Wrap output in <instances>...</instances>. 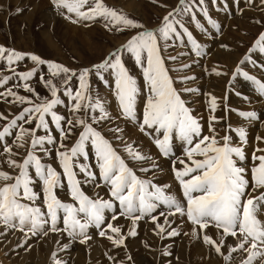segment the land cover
Here are the masks:
<instances>
[{
	"label": "snow or ice",
	"instance_id": "1",
	"mask_svg": "<svg viewBox=\"0 0 264 264\" xmlns=\"http://www.w3.org/2000/svg\"><path fill=\"white\" fill-rule=\"evenodd\" d=\"M179 2L181 8L168 12L162 17V24L150 29L121 10L106 5L105 0H52L57 10L65 9L68 14H74L73 23L101 21L109 31L133 32L122 46L102 62L80 70L0 45V62L12 74L0 73V85L16 77L23 82L20 86L30 94L18 95L11 88L6 93H0V97L11 96L13 103L28 105L0 130V141L11 137L18 148L25 149L24 158L17 161L13 158L16 153L12 147L2 145L8 154L7 164L16 172L12 174L0 170V225L23 233L24 243L31 236L43 237L48 236L49 232H62L71 241L86 244L91 239L88 229L95 227L100 229V236H106L114 245L122 246L127 236L137 234V222L145 216L151 217L154 223L159 215L165 216L163 224L156 223L157 235H161L166 231L165 225L171 227L167 217L179 214L191 222L193 235L202 238L225 261L237 264L233 254L241 253L243 258L238 264H264V148H256L251 155V167L246 166L243 163L248 159L245 153L246 127L232 128L226 124L225 134L220 136L214 125L224 118L214 114L219 103L218 98L212 95L208 103L210 134H203L199 118L192 114L181 92L175 87L170 70L166 67V59L175 61L178 57L162 56L161 41L165 49L175 47L174 39L183 44L186 35L191 43L188 54L201 57L204 54L203 46L185 26L183 19L176 17L188 15L190 20L196 21L197 27L206 31L193 8L208 16L205 0H193L191 6L186 0ZM68 18L71 19V15ZM208 18L216 27V22L210 16ZM178 29H182V32ZM257 50L264 53V32L259 34L250 52ZM125 54L133 59L145 82L143 107L139 115L137 102L141 88L126 67ZM26 57L35 66L18 72L14 65L18 66ZM246 62L264 71V64L256 65V61L250 60L248 55L239 63ZM41 66H46V74ZM216 74L222 73L217 71ZM237 75L252 82L259 96L264 98V81L242 71L239 66L235 68L232 79L235 80ZM37 76L50 96H41L30 85L29 81ZM93 77L112 88L121 115L136 123L141 133L150 136L163 157L173 156L174 135L183 142L184 158L177 161L181 167L176 168L173 164L174 177L181 186L183 200L169 193L170 186L142 178L137 170L129 166L128 161L131 160L140 164L139 172H153L158 165L151 155L124 143L125 158L112 141L94 127L102 122H111L112 118L105 102L95 92ZM189 79L194 78L186 76L182 82ZM183 91L196 92L197 89L185 88ZM61 106L67 109L69 117L58 114L57 109ZM229 111H237L238 116L249 123L254 120L264 122V113ZM0 119L7 121L8 118L0 115ZM54 130L58 132L59 139L53 134ZM109 131L118 133L123 130L117 126ZM73 132L77 133V138L69 146L65 141ZM234 136L238 138L236 143L233 142ZM116 139L123 141V136ZM256 139L264 141V137L257 136ZM49 146H55L56 159L62 172L51 163L43 162L38 154L51 158L53 147ZM257 152L260 154L257 155ZM93 154L94 163H90ZM98 179L107 189L109 199L98 194L91 197L83 190L84 184L101 186ZM37 186L40 191L36 190ZM65 188L71 202L62 201L57 195L58 190ZM37 201L40 203L37 204ZM117 202L119 215L132 222L126 235L120 226L106 223V210L114 212L110 221L119 218L115 214ZM161 205L166 206L168 211L161 210L159 215H153ZM210 225L218 230L219 240L202 234ZM179 234L176 229L168 231L169 236ZM228 237L235 238L234 246L226 245ZM67 246L64 244L63 248ZM53 261L54 264H67L57 259L56 253H53Z\"/></svg>",
	"mask_w": 264,
	"mask_h": 264
},
{
	"label": "rangeland",
	"instance_id": "2",
	"mask_svg": "<svg viewBox=\"0 0 264 264\" xmlns=\"http://www.w3.org/2000/svg\"><path fill=\"white\" fill-rule=\"evenodd\" d=\"M125 1L127 0H105V3L108 6L121 10L123 13L127 14L130 18H134L135 20H137L140 23H143L146 27L150 29H154L157 25L162 24V17L167 15L168 12L174 11L175 9L182 7L179 0H135V1L128 0V1H134L135 3L137 2L136 3V8L138 9V14H137L134 13L133 11H129L126 9L128 3L125 4ZM218 1L219 0H216V2L213 3L212 0L210 1L205 0L204 7H207L208 11H210L216 7ZM242 1L243 2L240 3L241 5L233 6L239 3H237L236 0H231L230 2L229 0H227L226 4L228 6H222L223 4H220L219 8L216 11L210 13L213 15L211 16L212 20H214L215 22L218 20L216 22L215 32L213 31L216 36L215 40L217 39L218 42H220V40L225 38L223 37L224 36L223 34H226V31L224 32V29L226 28V26L228 27L230 26L229 28H227V30L229 29L227 35H230L231 39L235 36L232 41L234 49L231 52V57L235 58L236 59L235 61L237 62H235L233 59V61L229 63L225 59L224 60L225 62L223 61L221 65L217 64L216 60L214 62V58L218 54L217 52L221 50L220 49L214 50L212 48L210 54L213 56L210 55L209 58L199 57L201 60L196 61L194 67L185 68L184 65L186 64L189 65L195 59L194 53L190 55L188 54L191 44L188 42H185V44L184 43L180 44V41L175 39L173 41L175 47H168L165 49L163 48V41H161V44H162V56H164L165 58L169 56L178 57V59L175 61L166 59V67H168L170 70L169 74L173 77L175 87L177 88L178 91L184 94L185 96L184 99L187 103V106L192 110V114L198 117L200 123L203 125V134L206 135L210 134L208 131V127L211 121L209 120L210 111L208 108V103L212 95L216 96L218 98V103L222 104V105L219 104L217 111L219 110V113L221 114L218 118L223 117L224 119L219 120V122L222 124H220L219 126H215L216 129L218 128L221 129V131L219 130L217 131L220 136H223L225 134L226 124H230L232 128L238 126L246 127V129L248 130L247 132L249 137V138L247 137V145L245 146V153L246 156L248 157L247 159L248 161L246 163L248 164L246 163L244 164L250 168L252 164L251 155L253 151L256 148H264V144L262 143V141H258L256 139L257 136L264 137L262 135L264 122H262L261 120H254L249 123L248 121L239 117L237 111H229V109L237 110L236 107L240 106L242 109L244 108L245 111H248V108L243 107L242 105H238L236 103L239 102L243 97V94L240 92L243 85H244V89H246L245 93L247 94L245 95V101L242 104L249 106L250 109L257 108L260 102L264 104V98H261L259 96V93L256 90V88L249 85L248 80L241 78L242 75H238L239 79H237V77L235 80L232 79L235 68L239 66L242 69V71H247L249 72V74L254 75L259 79L262 78L261 79L262 81L264 80V71H262L258 66H254L251 62H246L244 64L239 63L246 55H248L250 57V60L256 61V65L264 64V53H260L258 50L255 52H250V49L254 47V42L258 38L259 34L264 32V0H242ZM187 3L191 6L193 4V1H189ZM193 10L196 12L197 19L199 20L200 16H203L202 15L203 13L200 12L195 7L193 8ZM61 13L64 14L62 15ZM216 13L219 14L217 15ZM210 14H208V16H210ZM69 15H71L72 17L71 19L68 18ZM45 16H48V18H45ZM208 16H203L202 17L203 21L208 22L207 19H205V17ZM227 16H230L231 19H228ZM59 18L62 19L65 23H68L69 27H77V28L81 27V29H83V31L80 29L82 34L80 35L78 34L79 32H75L73 33V35L70 36V39H67V36L66 35L64 36L63 33H61V31L59 30L60 29L58 25ZM181 18L183 19V23L185 24L186 27L189 28V30H191V27L196 23L195 20H190L188 15H183L182 17L180 16L176 17V19H181ZM72 19H75L74 14H68L65 9L57 10L56 7L53 5L52 0H0V45H3L9 49H13L26 54L37 55L46 61L60 63L70 69L80 70L83 69L84 67H91L96 63L102 62L105 58L109 56L110 53L115 51L118 47L122 46L126 42V40L130 38V36L133 34L131 30L118 32L115 29H113L109 31L107 28L104 27L101 21H96V22L80 21L81 23L79 22L73 23ZM232 23L234 24V26ZM221 24L223 27L222 34L221 36L217 37L218 30ZM68 26L65 25V28L67 29ZM197 28L198 27L195 26V29ZM178 30L182 32V29H178ZM82 35L84 38L82 37ZM207 38L209 39L211 37H207ZM48 40L51 41V43H53L52 44L54 45L53 47L49 45ZM186 45L189 46L187 47ZM231 57H229V59H231ZM203 58H208V62L203 61L202 60ZM124 60L126 67H128L130 71V74H132L137 79L139 87L142 88V84L144 85L145 82L143 80L140 69L138 68V66L134 64L133 59L130 58L128 54H125ZM14 66L17 68V71L19 72V71L30 70L35 65L29 58L26 57L24 61L19 62L18 66L17 65ZM41 67L43 68L44 73L46 74L47 73L46 66H41ZM199 68H203L205 73L203 74V72H201ZM217 71L221 72L222 74L217 75L216 74ZM223 72L226 74H224ZM0 73H2L3 75H12L11 72L8 71L7 67L4 66L3 62H0ZM224 75H226V80H223L220 77ZM186 76L194 79H189L186 82H182L183 78ZM93 82L92 84L95 89V92L98 93L99 98H101L102 101L105 102V100L107 99L106 98L107 93L105 92L106 86L95 77H93ZM22 83H23L22 81H19L16 77H13L11 80L7 82V84L0 85V93H6L7 89L11 88L18 95L30 96V94L27 93L23 89V87L20 86L22 85ZM29 83L32 87L35 88L36 93H39L41 96H50V93L47 92L42 82L39 80V76L29 81ZM73 83H75V81H73ZM237 86H239V90ZM185 88H193V89H197V91L184 92L183 89ZM230 88L233 92L236 93V95L237 93H240V95L235 96L234 94H229ZM220 93L223 94L219 97L218 95ZM231 97L234 100H232ZM225 99L228 100L226 101V103H224ZM12 100L13 98L11 96L5 95L3 97H0V115L8 118L7 121L0 119V130H2L3 126H6V123L8 121L13 119L16 115H18L23 107L28 106V105H19L13 103ZM65 102L67 103L66 98H65ZM255 102L256 103L259 102V103L256 104ZM241 108L239 110H242ZM117 110L120 111V108H117ZM57 111L58 114H63L66 117L70 116L67 109L64 108L63 106L59 107ZM261 113L264 112L261 111ZM110 115L112 118L111 122H102L101 125L99 126L94 125V127H97L98 130H101L103 134L106 136V138L110 139L113 145L117 147V150L120 152V154L125 158H127V153L124 152L123 150V144L129 143L135 147L137 143V139L125 140L127 138L123 135V133L121 132L113 133L109 131V129L116 128L117 126L122 130L124 128L123 125L120 123L121 119H119V117H116L113 112H110ZM135 126H137L136 123ZM25 127H29V126L25 125ZM52 127L54 129V125ZM53 134L56 135L57 138L59 139V135L57 131L54 130ZM117 136H123V141L116 139ZM145 137L146 139H151V141L153 142L150 136L145 134ZM76 138H77V133L73 132V134L69 137L67 141H65V143L71 146ZM177 139H178L177 136H175V138L173 137V145L179 144ZM237 140L238 138L234 136L233 142L236 143ZM141 141L142 140H140L139 142ZM5 144L8 147H12L13 152L16 153V155L13 158L16 159L17 161H20L22 160V158H24L25 149L18 148L14 138L11 137L6 138L4 141H0V170H5L8 171L9 173L15 174L16 170L9 167V165L6 162L8 154L4 151L2 146ZM178 146L181 147L180 144ZM49 147H53V155L51 158L44 156L42 153H38V154L42 156L43 162L51 163L53 167H56L58 171L62 172V169L59 167L58 161L56 159L55 146H49ZM141 151L147 154L146 150H141ZM158 154L159 156H152V155L151 156L156 161V163L158 161L164 162L166 160V157L163 158V156H161L162 154L159 153V151ZM175 154L176 153L173 152L174 156H176ZM256 154L259 155L260 153L257 152ZM180 155L176 156L173 159L170 158L169 162H167V165H164L160 168L158 167L154 169L153 172H149V173L139 172L138 169L140 167V164L138 162L131 160H129L128 162L130 167H133L134 170H137V174L140 175L142 178L150 179L154 183L159 185H168L170 186L169 190L171 192L173 186L175 185L174 184L175 182L172 181L169 175H171L174 181H176V179L174 178V171L172 166L173 164H175V167L177 168L181 167V165L177 162L178 159L183 158L182 154ZM89 162L94 163V154L92 155L91 160ZM158 175H161L163 179L158 178ZM97 182L101 185L100 187H97L95 185L93 186V184L82 185L85 193L91 197H96L97 194L101 192L99 194L100 197L104 199H109V194L107 192V189L103 186L102 181L98 179ZM36 190L40 191L38 186ZM181 193H182L181 186H177V191H176L177 196H179ZM57 195L62 201L71 202L67 188H65L64 190H58ZM177 196L175 197L178 200H183V196H179L181 199ZM39 203L40 202L37 201V204ZM110 212L113 211L106 210L105 213L106 221H110L111 216L114 214L113 212V214L111 215ZM115 214L119 215V209L115 210ZM177 216L178 214L175 216H169L167 217V219L169 218V221H171V227L176 223V226L173 229H176L180 233L179 235L169 236L168 231H170L171 227L169 228L168 225H167L168 227H166L165 233L161 235H157L158 229H156L155 224L156 223L162 224L163 220H165L164 218L165 216L160 215L158 221H156L155 223L151 221L152 219L150 218V223L154 224L155 228L153 229L151 228L152 230L150 229L149 234H141L138 229L139 225L137 222L135 231L138 233L135 236H127L124 245L122 246H116L113 244L112 241L107 239L106 236H100L98 234L100 229H96L95 227H90L88 229V235L91 237V239L86 244H81L78 241H71V240L67 241L68 237L66 236V233H62V232L61 233L49 232L48 236H43V237L39 236V238H37L36 240H35L36 236H31V233H29V236H31V238L27 240V243H24L25 236L19 230L8 229L5 226L0 225V264H54L53 253H59V255H56V258L62 261H66V259H69L72 263L86 264L87 259L86 256H84V254L87 255V252L81 253L85 261L78 262L77 258L79 255H76V257L66 256V254H64L61 251V249L63 248L62 244L64 243H66L67 245L77 244L84 246L85 249H89L93 245H95V243L97 244V242L100 248V249L98 248L97 250L100 254L94 258H91L90 259L91 261L89 260L88 262L89 264H113V262L115 263L116 260L117 261L115 264H124V262L126 261L128 262V264H136L137 261H140L142 259L145 260L148 258H150V262L147 263L145 262L144 264H176V263L181 264L180 262H182V264H186L187 262H193L194 260H197V258H201V256L202 259H204L206 257L205 255H208L207 249L205 248L207 247V244L203 242L202 238H198L197 236H194L193 233H190L189 230H187L188 227H186L187 224L185 223V221L181 217L176 218ZM146 217L147 216H145V218ZM179 221H183L185 225L183 224V222H181L179 224L180 226L179 227L177 225ZM139 222H146V220L141 219ZM112 223H114V225L116 226H120L122 228L123 234L126 235L127 230L125 226L122 227V225L132 222L127 217H123L122 215H119V218L113 221ZM183 228L186 229V232L185 229L183 231ZM213 229L216 230V228ZM142 235L146 240L142 238ZM147 240L150 241L148 242ZM179 240L182 241V244L178 243ZM197 241L199 242L200 245L197 244L194 246L193 243ZM133 242L134 245L131 247L130 245L133 244ZM104 245H108V247ZM203 246L205 251L202 250ZM156 247L159 250H157ZM110 248L113 250V252ZM186 252L188 253L186 254ZM211 252L215 254L214 250H212ZM193 253L195 254V256H193ZM212 253H210L209 257L211 256ZM113 254L114 256H117L118 254V256L114 257ZM123 256L126 258L130 256L131 259L130 260H128V258L124 259ZM207 259L209 258L207 257ZM118 260L121 262L119 263ZM182 260H186V261L188 260V261L183 262ZM229 263L226 261V264ZM198 264H203V263L202 262L200 263L199 261Z\"/></svg>",
	"mask_w": 264,
	"mask_h": 264
},
{
	"label": "bare ground",
	"instance_id": "3",
	"mask_svg": "<svg viewBox=\"0 0 264 264\" xmlns=\"http://www.w3.org/2000/svg\"><path fill=\"white\" fill-rule=\"evenodd\" d=\"M135 1V0H134ZM134 1H125V4L126 3H128V5H127V10H129V11H133L134 13H137L138 14V9L136 8V3L134 2ZM231 0H229V2H230ZM227 2V1H226ZM228 2V3H229ZM243 2V1H242ZM43 4V3H42ZM221 4H223V3H221ZM234 4V3H233ZM224 6H228L226 3H225V5ZM230 7V6H229ZM226 8V7H225ZM223 10V9H222ZM229 10H231V9H229ZM45 11V10H44ZM217 15L219 14V13H216ZM227 15V14H226ZM211 16H213L212 14H210V17ZM209 17V16H208ZM208 17H205V19H207V21L208 22H206V21H203V19H202V23L201 24H203L204 25V28H205V30L206 31H202L199 27L197 28V29H194L192 32H193V36H194V38H196L197 39V41H198V43H200L202 46H203V48L204 49H206V50H209V52H211V50H212V48L215 50V49H220L221 51H218L217 53V55L215 56V58H214V62H215V60H216V63L217 64H222L223 63V61L226 59L229 63L231 62V61H233V59H234V61L236 60L235 58H233V57H231V52L233 51V43H232V41H233V39H234V37L231 39L230 38V35H227L228 34V30H227V28H229L228 26H226V28L224 29V32L226 31V34H223L224 36L223 37H225V38H223L222 40H220V42H218L217 41V39L215 40V38H216V36H215V27L213 26V24L212 23H210L209 22V18ZM224 17V16H223ZM228 17V16H227ZM45 18H48V16H45ZM217 18V17H216ZM49 19H50V17H49ZM215 19V18H214ZM224 19V18H223ZM52 20V19H51ZM218 21V20H217ZM216 21V22H217ZM224 21H226V20H224ZM230 21V20H229ZM56 22V21H55ZM235 22V21H234ZM79 23H81V22H79ZM219 23V22H218ZM221 23H222V21H221ZM229 24V23H228ZM233 24V23H232ZM58 25H59V30L61 31V33H63V35L65 36H67V39H70V36L71 35H73V33H75V32H79L78 34H82V32L80 31V29H81V27L79 28H77V27H69L68 26V23H65L62 19H58ZM65 25L66 26H68V28L66 29L65 28ZM230 25V24H229ZM233 26H234V24H233ZM236 28V27H235ZM82 31H83V29H81ZM214 31V32H213ZM223 32V33H224ZM240 32V31H239ZM206 33H208V34H210V36L209 37H211V38H207V36H203V34H206ZM232 34V33H231ZM80 35H78V36H80ZM69 36V37H68ZM82 37H83V35H82ZM84 38V37H83ZM49 39V38H48ZM219 39V38H218ZM211 40V41H210ZM49 41V40H48ZM85 41V40H84ZM86 42V41H85ZM225 42V43H224ZM53 43H51V41H49V45L51 46V47H53L54 45H52ZM87 44H89V43H87ZM178 44V43H177ZM181 44V43H180ZM185 44V43H184ZM178 46V45H177ZM187 46V45H186ZM189 46V45H188ZM187 46V47H188ZM235 46V45H234ZM223 48V49H222ZM182 49V48H181ZM185 49V48H184ZM235 50H236V47H235ZM233 54H234V52H233ZM181 55V54H180ZM185 55H186V52H185ZM190 55V54H189ZM183 56H184V54H183ZM211 56H213V55H211ZM237 56H240V55H237ZM229 57H231V59H229ZM209 58V57H208ZM208 58H203L202 60L203 61H205V62H208ZM240 58V57H239ZM205 59V60H204ZM219 59V60H218ZM199 60H201L199 57L198 58H196L195 57V59L193 60V62H191L189 65H190V67H194V64H195V62L196 61H199ZM217 60H218V62H217ZM187 62V61H186ZM225 62V61H224ZM235 62H237V61H235ZM204 64V63H203ZM235 65V64H234ZM198 66V65H197ZM209 66V65H208ZM207 66V67H208ZM190 67H188V68H190ZM206 67V68H207ZM205 68V67H204ZM245 69V68H244ZM188 70V69H187ZM199 70L201 71V72H203V74L205 73V71L203 70V68H199ZM221 71V70H220ZM226 71V70H225ZM192 72V71H191ZM232 72V71H231ZM187 73V72H186ZM193 73V72H192ZM224 73V72H223ZM189 74H191V73H189ZM214 74H215V71H214ZM230 74V73H229ZM199 75V74H198ZM203 76V75H202ZM192 77V76H191ZM211 77H213V76H211ZM223 80H226V75H224V76H220ZM197 78V77H196ZM210 78V77H209ZM229 78V77H228ZM241 78H244L243 76L241 77ZM211 79V78H210ZM245 79V78H244ZM199 80V79H198ZM220 80V79H219ZM244 81V80H243ZM243 81H242V83H243ZM264 81V80H263ZM191 82V81H190ZM221 82V81H220ZM206 83V82H205ZM222 83V82H221ZM188 84H190V83H188ZM193 84H196V83H193ZM241 84V83H240ZM198 85V84H197ZM220 85V84H219ZM238 87V90H239V86H237ZM144 88H145V83H144V85L142 84V88H141V96L138 98V102H137V112H138V115L142 112V107H143V90H144ZM241 88V87H240ZM227 89V88H226ZM215 90V89H214ZM245 90L246 89H244V85L242 86V88H241V90H240V92L243 94V97H242V99L239 101V102H236L238 105H242L243 107H246V108H248V111H255V112H257V114L259 115V114H261V111H263L264 112V104L263 103H259V102H255L256 104H258V109L257 108H249V106H246V105H244V104H242V103H244V101H245V95L247 94V93H245ZM105 92L107 93V99L105 100V104H106V107H107V109H108V111H109V113L110 112H113L114 113V115L116 116V117H119V119H121V121H120V123L123 125V131L121 132V133H123V135L127 138V139H125V140H136L137 139V143H136V146L135 147H138L139 149H141V150H146V152H147V154H149V155H152V156H159V154H158V149L156 148V146H155V144H154V142H152L151 141V139H146V137H145V134L144 133H141L140 131H139V129L137 128V126H135V123L134 122H131V121H129V120H127L126 118H124V117H122V115H121V110L120 111H118L117 110V108H120L119 107V104H118V101H117V99H116V97H115V95H114V91L112 90V88H110V87H106V90H105ZM214 92V91H213ZM228 92V91H227ZM212 94V93H211ZM223 93H220L218 96L220 97L221 95H222ZM207 96H208V94H207ZM226 96V95H225ZM229 98V97H228ZM256 98V97H255ZM231 99L232 100H234L232 97H231ZM257 99V98H256ZM261 99V98H260ZM223 100V99H222ZM222 100H221V102H222ZM220 101V100H219ZM256 101H258V100H256ZM225 103V102H224ZM191 104V103H190ZM220 105H222L221 103H219ZM230 104V103H229ZM233 106V105H232ZM226 108V107H225ZM237 108H241L240 106H238ZM242 109V108H241ZM261 111H260V110ZM222 111H223V109H222ZM242 111H245V109L243 108L242 109ZM231 113V112H230ZM217 117H219L221 114L219 113V110L216 112V113H214ZM232 117H233V115H232ZM234 119V118H233ZM255 123V122H254ZM220 124H222V123H220L219 121L216 123V125H214V126H219ZM264 124V123H263ZM239 125V124H238ZM223 126V125H222ZM221 128V127H220ZM254 129H255V127H254ZM221 131V129H217V131ZM248 131V130H247ZM250 131V130H249ZM256 131V130H255ZM253 132H254V130H253ZM221 133V132H220ZM258 134V133H257ZM262 135L264 136V128L262 129ZM150 138V137H149ZM174 138H175V136H174ZM249 138V137H248ZM140 140H142L141 142H139ZM249 140V139H248ZM176 141V140H175ZM177 141H178V143L180 144V146L181 147H179L178 145H173V152H175L176 154V156H178V155H180V154H182V157L184 158V154H183V142L182 141H180L179 139H177ZM176 141V142H177ZM238 141V140H237ZM176 142H174V143H176ZM262 143L264 144V141H262ZM151 156V157H152ZM162 156V155H161ZM176 156H172V157H170V158H175ZM181 156V155H180ZM155 158V157H154ZM164 158V157H163ZM170 158H166V160L164 161V162H160V161H158L157 162V165H158V167L160 168V167H162V166H164V165H167V162H169V159ZM178 158V157H177ZM183 158H181V159H183ZM248 160L246 159L245 160V162H243V163H246ZM246 164H248V163H246ZM130 166V165H129ZM166 167V166H165ZM164 167V168H165ZM173 167V166H172ZM179 167V166H178ZM177 168V167H176ZM180 168V167H179ZM166 172V171H165ZM157 173H159V172H157ZM156 173V174H157ZM168 174H169V172H168ZM148 175V174H147ZM157 176V175H156ZM169 177L172 179V181L173 182H175L174 184V186H173V189L171 190V192H170V190H169V192L172 194V195H174V196H177V194H176V191H177V186H180L179 185V183H178V181H174V179H173V177L171 176V175H169ZM158 178H161V179H163V177L161 176V175H158ZM175 178V177H174ZM94 186V185H93ZM178 197V196H177ZM180 198V197H179ZM181 199V198H180ZM119 209V205H118V202H117V210ZM161 209L164 211V212H167L168 211V209L166 208V206H163V205H161L158 209H157V212L156 213H160V211H161ZM119 211H120V209H119ZM110 214L112 215L113 214V212H110ZM154 215H155V213H153ZM123 216V215H122ZM123 217H125V216H123ZM159 217H160V215H159ZM162 217V216H161ZM169 217V216H168ZM179 217H181L179 214H178V216L176 217V218H179ZM150 218L151 217H149V216H147L146 218L144 217L143 219H145L146 220V222H139L138 221V229H139V231H140V233L141 234H149V232H150V229L152 228H155V225L154 224H151L150 223ZM165 218V217H164ZM163 218V219H164ZM175 218V219H176ZM184 221H185V223L187 224V226L186 227H188V229L187 230H189V232L190 233H193V225L190 223V222H188L187 220H186V216L185 217H181ZM161 220V219H160ZM168 220H169V218H168ZM178 220V219H177ZM177 220H176V222H177ZM152 221V220H151ZM187 221V222H186ZM163 222H164V220H163ZM121 224H122V221H121ZM163 224V223H162ZM174 224V223H173ZM123 226H125V228H126V230H127V232L129 231V229L132 227V223H126V224H123L122 225V227ZM137 226V225H136ZM173 226V225H172ZM166 227H168L167 225H165V228ZM179 228V227H178ZM177 228V229H178ZM151 229V230H152ZM180 229V228H179ZM184 229L185 228H183V231H184ZM155 232V231H154ZM185 232H186V229H185ZM136 233H138V232H136ZM167 234V233H166ZM202 234H207V235H209V236H211L212 238L213 237H215V238H217L218 240H219V232H218V230L216 229H213V228H211V227H208V229H206V230H203V232H202ZM140 235V234H139ZM53 236V235H52ZM52 236H49V237H52ZM157 236V235H156ZM48 238V237H47ZM142 238L144 239V237H143V235H142ZM146 238V237H145ZM180 238V237H179ZM186 238V237H185ZM189 238V237H188ZM50 239V238H49ZM129 239V238H128ZM149 239V238H148ZM152 239V238H151ZM133 240V239H132ZM142 240V239H141ZM144 240H146V239H144ZM51 241V240H50ZM70 241V240H69ZM129 241V240H128ZM148 241V240H147ZM150 241V240H149ZM148 241V242H149ZM196 241V240H195ZM143 242H145V241H143ZM154 242V241H153ZM173 243V242H172ZM178 243H180V244H182V241H180L179 240V242ZM235 243H236V240L235 239H233V238H231V237H228L227 238V240H226V245L227 246H234L235 245ZM46 244V243H45ZM50 244V243H49ZM64 244H66V243H64ZM64 244H62V245H64ZM148 244V243H147ZM188 244V243H187ZM194 244V246L195 245H200L199 244V242L197 241V242H194L193 243ZM56 245V244H55ZM61 245V244H60ZM112 245V244H111ZM134 245V242H133V244H131L130 246L132 247ZM142 245H143V243H142ZM184 245V244H183ZM201 245H202V243H201ZM51 246V245H50ZM101 246H102V244H101ZM104 246H106V247H108V245H104ZM151 246V245H150ZM175 246V245H174ZM44 247V246H43ZM115 247V246H114ZM113 247V248H114ZM158 247V246H157ZM156 247V249L157 250H159L158 248ZM184 247V246H183ZM200 247H202V246H200ZM99 248V246H98V242H97V244L95 243V245H93L91 248H89V249H85V247L84 246H82V245H77V244H75V245H69L68 244V246H67V248L65 249V248H62L61 249V251L64 253V254H66V256H75L76 257V255H79L78 256V258H77V261L78 262H84L85 260H84V258H83V256H82V252L84 253V252H87V255H85L84 254V256H86V264H89L88 262H89V260L91 259V258H94V257H96L97 255H99L100 253L98 252V249ZM145 248V247H144ZM206 249H207V252H208V255H205L206 257L204 258V259H202V256H201V258H197V260H191V261H193V262H187L186 260H182L183 262H187L186 264H198L199 263V261H200V263L202 262L203 264H226V261L224 260V258H223V256H221V255H218V254H214V253H212L211 251H212V249L210 248V246L209 245H207V247H205ZM100 249V248H99ZM111 249V248H110ZM135 249V248H134ZM155 249V250H156ZM184 249V248H183ZM188 249V248H187ZM112 250V249H111ZM110 250V251H111ZM115 250V249H114ZM146 250V249H145ZM200 250V249H199ZM202 250H204V246H203V249ZM42 251V250H41ZM67 251H69V252H67ZM101 251V250H100ZM137 251V250H136ZM187 251H189V250H187ZM205 251V250H204ZM34 252V251H33ZM67 252V253H66ZM112 252H113V250H112ZM149 252V251H148ZM155 252V251H154ZM143 253V252H142ZM150 253V252H149ZM177 253V252H176ZM188 252H186V254H187ZM210 253H212L211 254V256H212V259H211V256L209 257V255H210ZM35 254V253H34ZM112 254V253H111ZM120 254V253H119ZM121 254H122V252H121ZM120 254V255H121ZM151 254V253H150ZM154 254V253H153ZM152 254V255H153ZM226 254V253H225ZM39 255V254H38ZM147 255V254H146ZM155 255V254H154ZM157 255V254H156ZM198 255H200V254H198ZM197 255V256H198ZM113 256H114V254H113ZM117 256H118V254H117ZM117 256H114V257H117ZM150 256V255H149ZM193 256H195V254L193 253ZM42 257V256H41ZM40 257V258H41ZM47 257V256H46ZM120 257V256H119ZM124 257V256H123ZM155 257H157V256H155ZM189 257V256H188ZM204 257V256H203ZM207 257L209 258V259H207ZM233 257H234V261H236L237 262V264H238V262H239V260L240 259H242L243 258V256H242V254L241 253H235V254H233ZM68 258V257H67ZM72 258V257H71ZM126 257H124V259H125ZM128 258V257H127ZM126 258V259H127ZM185 258V257H184ZM186 258H187V256H186ZM46 259V258H45ZM48 259V258H47ZM116 259V258H115ZM183 259V258H182ZM189 259V258H188ZM101 260V259H100ZM129 260V259H128ZM138 260H140V259H138ZM146 260V261H145ZM142 259V260H140V261H137L136 262V264H144L145 262L147 263V262H150V258H148V259ZM25 261V260H24ZM76 261V260H75ZM74 261V262H75ZM91 261V260H90ZM117 261V260H116ZM116 261H115V263H116ZM119 261V260H118ZM123 261V260H122ZM66 262H67V264H76V263H72L69 259H66ZM93 262V261H92ZM121 261H119V263H120ZM127 262V261H126ZM126 262H124V264H126ZM130 262V261H129ZM118 263V262H117ZM135 263V262H134ZM181 264H182V262H180ZM229 263V262H228ZM81 264V263H80ZM127 264H128V262H127ZM176 264H178V263H176ZM229 264H232V262H230Z\"/></svg>",
	"mask_w": 264,
	"mask_h": 264
}]
</instances>
